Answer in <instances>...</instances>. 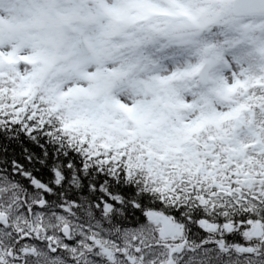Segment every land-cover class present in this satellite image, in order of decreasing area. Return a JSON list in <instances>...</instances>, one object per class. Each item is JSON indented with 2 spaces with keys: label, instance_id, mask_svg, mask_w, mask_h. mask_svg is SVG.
Returning a JSON list of instances; mask_svg holds the SVG:
<instances>
[{
  "label": "snow or ice",
  "instance_id": "6c2138e0",
  "mask_svg": "<svg viewBox=\"0 0 264 264\" xmlns=\"http://www.w3.org/2000/svg\"><path fill=\"white\" fill-rule=\"evenodd\" d=\"M0 264H264V0H0Z\"/></svg>",
  "mask_w": 264,
  "mask_h": 264
}]
</instances>
